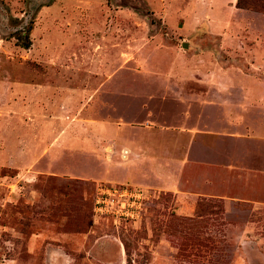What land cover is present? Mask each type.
I'll return each mask as SVG.
<instances>
[{
	"label": "rangeland",
	"instance_id": "374dc122",
	"mask_svg": "<svg viewBox=\"0 0 264 264\" xmlns=\"http://www.w3.org/2000/svg\"><path fill=\"white\" fill-rule=\"evenodd\" d=\"M236 4L0 0V264H264V136L217 144L219 152L243 162L256 152L263 164L211 165L189 156V181L202 174V190L170 186L181 129L203 124L218 91L200 71L210 62L221 72L229 59L233 64V51L224 49L237 43L248 55L244 73H263L250 55L264 43V0H244L248 9ZM80 108L82 115L75 114ZM218 114L208 118L215 131L226 127L215 120ZM84 117L111 124L122 147L110 153L103 146L91 156L80 142L68 145ZM257 119L249 127L264 135ZM104 133L112 138L110 130ZM142 140L151 141L155 153L167 147V168L164 160L154 164L153 155L148 176L140 165L130 170L122 152ZM199 155L228 160L216 151ZM228 166L244 169L245 187L206 177L207 168ZM34 171L71 179L36 177ZM106 182L147 184L141 221L114 225L94 216L96 185Z\"/></svg>",
	"mask_w": 264,
	"mask_h": 264
},
{
	"label": "crops",
	"instance_id": "0c3cea01",
	"mask_svg": "<svg viewBox=\"0 0 264 264\" xmlns=\"http://www.w3.org/2000/svg\"><path fill=\"white\" fill-rule=\"evenodd\" d=\"M224 50H231L233 51L231 59L234 62L233 64L230 63V59L228 60L227 67L222 68V72L217 69V66H214L210 62V68L208 71H200L202 75L204 74L206 76V82L212 83V84H218L216 87L218 88V91H215L213 94L214 100L211 103L210 106H207V112L203 114V119L201 120V123L204 124V122L207 124V126L203 124H199L198 127H192L191 129L182 128L181 129V137L177 139V147L179 148L178 151L175 153L178 155L177 159L175 160L176 166L175 171L176 175L174 177V181L170 184V186L175 185V188L179 190V188L183 186H188L190 189L195 190H202L201 184H202V174H197L196 176H191L192 180L189 181L188 178V172L189 168L185 166L187 162L191 160H202L207 161L211 165H220L225 164L229 162H235L243 165H251L254 164V162H258L260 164H263L262 159L256 161V152H254V160L249 162H243L238 157L237 154L230 155L227 150L226 152H219L217 149V144H225L226 145L230 142L234 143H242L244 141V137H263V134H257L254 131L255 125L253 124V127L250 128L249 126L252 125L251 122H253L255 119V124H261L264 126V43L258 44V48L255 49L253 53H251L250 57L255 60V66L258 70L262 71L263 73H256L252 72L250 74L244 73L242 68L245 66L246 62H248V55L244 52L246 48H244L241 44L233 43L231 44L230 48H225ZM236 51H239L241 53H236ZM252 64V62H250ZM229 67V68H228ZM248 69V68H247ZM199 76L198 74L193 75ZM200 77V76H199ZM198 77V78H199ZM211 87V85H209ZM192 113V117L190 122L194 124L197 121L198 118V111L200 107L197 106ZM77 111H74V113H78V115H82L84 112V108L76 109ZM253 112H256V117L254 120H251V116L249 118L247 117L248 114H251ZM65 113V112H64ZM212 113H219L217 115V118H215L216 121L221 122L226 126L225 128L215 131L211 128L209 124L208 118L211 116ZM63 114V113H62ZM201 116V115H200ZM47 120L50 122L57 121V122H64V118L60 119H54L52 120L47 117ZM242 126H244V132L240 133V131H237L239 129H242ZM54 125L48 130H51V134L53 135L56 130H54ZM108 129L112 132V138L109 139L108 135L106 136L104 133V130ZM94 131L101 132V135L99 136L96 133V136H94ZM114 128L111 124H108L105 121L96 120V119H89L88 117H84L83 119H80L78 130L74 132L72 135V140H68V145H70L72 142H77L84 147H82L81 152L85 153L86 155L91 156H97L99 152H101L103 146H106V151H110L112 153V149L114 151L116 150L117 145V151L120 147H122V141L116 142L117 139V133H114ZM77 136V138H76ZM104 136V137H103ZM104 138V139H103ZM105 138L107 139L111 147L107 149V145H104ZM80 139V140H79ZM104 140V141H103ZM135 143H128L126 151L124 150L122 153H126L128 159L127 163L130 165V170L134 171V173L137 172V166L145 167L143 168L144 172L147 174L149 173L148 170V163L152 162L151 158L155 156L154 164H156L159 161L165 162L166 168L168 163V157L167 154L169 151L167 150V147L163 146V148H160L156 150L152 147L151 141H138ZM246 143V142H243ZM194 145L193 151L190 153V155L187 153H184V148ZM115 146V148L113 147ZM150 147V150L148 149ZM79 148V147H78ZM142 148V149H141ZM148 151H151V154L148 153ZM219 153L220 155H227L228 160L226 161H220V160H213L209 158H201L202 156L199 154H206L207 152H211L213 154L214 152ZM106 153V152H105ZM199 153V154H198ZM129 155V156H128ZM154 155V156H153ZM119 156V155H118ZM190 156V159L188 158ZM106 157V155H105ZM120 157V156H119ZM122 158H125L124 156H121ZM126 157V158H127ZM187 157V158H186ZM97 158V157H96ZM110 158V156H108ZM245 158V157H244ZM243 158V159H244ZM119 162H121L118 159ZM112 162V161H109ZM122 163V162H121ZM156 167V166H155ZM163 170V174L167 176L168 172L167 169ZM157 169V167H156ZM243 168L238 167H232L228 166L225 169L217 170V168H207L206 169V177L210 180L217 183L223 182L226 183L225 185H231L234 187L239 188L240 185L243 184V179L247 177L245 174H243ZM157 171H159L157 169ZM141 173V172H139ZM223 173V176H221ZM143 174V173H141ZM30 175V174H29ZM33 175L46 177V178H63V179H71L69 177H60L59 175H55L52 172H44V171H34ZM73 179V178H72ZM89 179V178H86ZM195 179V180H194ZM94 180V179H93ZM199 180L200 185L199 188L194 187L193 182ZM109 184H115V185H128V186H135V187H142L147 186V184H140V185H134V184H123V183H110ZM230 186V187H231ZM209 192L215 190L214 188H208ZM249 189H247L248 191ZM246 191V192H247ZM237 192V191H236ZM234 193L235 195L242 196L244 198L246 197V192L241 193V191L237 192L238 194ZM33 202L37 201L36 196L34 195ZM49 254L54 255L53 251H49Z\"/></svg>",
	"mask_w": 264,
	"mask_h": 264
},
{
	"label": "built area",
	"instance_id": "2783aa9c",
	"mask_svg": "<svg viewBox=\"0 0 264 264\" xmlns=\"http://www.w3.org/2000/svg\"><path fill=\"white\" fill-rule=\"evenodd\" d=\"M149 197V189L142 187L97 184L93 200L94 216L110 219L114 225L139 222Z\"/></svg>",
	"mask_w": 264,
	"mask_h": 264
},
{
	"label": "trees",
	"instance_id": "16d2710c",
	"mask_svg": "<svg viewBox=\"0 0 264 264\" xmlns=\"http://www.w3.org/2000/svg\"><path fill=\"white\" fill-rule=\"evenodd\" d=\"M243 2H244V0H237V4H236V6H237L238 8L248 9L249 6H247L246 4H243ZM260 11L264 12V6H262V7L260 8Z\"/></svg>",
	"mask_w": 264,
	"mask_h": 264
},
{
	"label": "water",
	"instance_id": "95a60500",
	"mask_svg": "<svg viewBox=\"0 0 264 264\" xmlns=\"http://www.w3.org/2000/svg\"><path fill=\"white\" fill-rule=\"evenodd\" d=\"M186 45H184V47H185Z\"/></svg>",
	"mask_w": 264,
	"mask_h": 264
}]
</instances>
